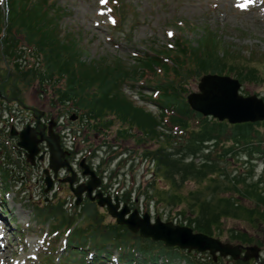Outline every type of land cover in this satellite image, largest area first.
<instances>
[{
    "label": "rangeland",
    "instance_id": "rangeland-1",
    "mask_svg": "<svg viewBox=\"0 0 264 264\" xmlns=\"http://www.w3.org/2000/svg\"><path fill=\"white\" fill-rule=\"evenodd\" d=\"M124 1L126 4L122 13H125V22L114 26L110 0H56V10H53L52 15L60 11L61 17L56 20L55 28L63 41L76 40L74 47L83 61L99 64L108 61L113 65L119 61L125 66H132L137 57L149 48L157 51L174 48L179 36L197 44L198 38L206 30L217 35L222 44L241 56V59L247 60L258 52H264V0ZM0 7L1 11L7 13L8 0H0ZM122 13L120 18H123ZM2 31L3 27L0 30L3 40L5 35ZM15 36L20 41L16 56L0 52V92L9 97V100L0 99V224L3 226V229L0 227V245L10 248L6 264H74L70 258L77 257V254L69 255V244L74 238L89 253L85 264H90L89 259L96 253L94 246L97 243L103 245L111 255L110 263L115 264L124 253L130 251L135 257L143 258L145 248L151 249V252L156 250L154 254L161 263L169 255L172 256L170 259L173 264H213L221 259L223 264H232L234 260L231 257L219 256L217 261H213L208 251L177 247L180 254L177 251L169 252L173 247L143 238L118 225L107 208L98 205L97 201H84L83 196L77 204L76 196L65 182L56 183L53 190L45 191L44 169L49 168V162L45 160L32 166L24 153H20L16 136L10 135L13 127L21 129L31 123L33 118L36 119L33 115L39 112H46L58 121L54 130L63 136V146L72 151L68 161L77 173L75 187L79 182L87 183L89 180V176L83 175L79 167L80 160L86 156L87 163L92 168L97 167V174L100 177L102 175L101 187L105 194L118 195L120 200L132 209L137 208L142 214L148 212L152 221L160 217L165 222L189 226L183 220L189 219L191 204L200 194L202 200L211 199L213 194L209 186L215 181L207 177L195 179L196 174L188 175L189 179L194 180L187 181L174 169L168 172L165 165L158 168L157 158L156 161L150 160V152H157L163 145L175 153L186 143L189 131L173 126L174 115L169 116L174 112L173 109L168 115L164 109L165 115L161 117L164 119L163 127L158 130H163L165 134L158 135L157 132L151 140V134L139 133L138 129L119 118L111 109L96 107L91 111L81 108L83 103H91V97L80 89L64 92L66 96H63L58 88L62 86L63 80V88L68 87L70 81L61 76L58 83H55L57 78L44 80V69H47L44 54L37 51L32 42L25 41L23 33ZM0 47L5 49L6 45ZM262 64L255 63L260 68ZM18 65L26 71L34 68L40 75L26 77V74H21L17 78ZM200 78H192L188 82L185 96L199 91ZM145 79L137 83L133 81L135 86L131 81L127 82L122 90L133 104L159 116L163 109L157 94L158 88L148 85ZM249 82L241 86V93L258 94L264 98V82ZM72 96L76 99H70ZM73 113L80 117L70 120ZM199 117H190L192 127L199 125ZM201 117L205 118L203 115ZM206 118L213 121L212 116ZM80 129L88 131L85 140ZM252 129L264 137L263 122L254 124ZM211 143L208 144L209 148L213 153L217 152ZM259 146L253 154L256 159L253 174L255 179L260 177L264 180V139L260 140ZM244 150L237 148V151L224 157L223 162L219 161V166L232 172V175L246 171L245 162L250 156ZM3 171L7 179H4ZM59 174L60 178H64L68 173L62 169ZM223 191H219L220 196H225ZM126 192L129 195L125 198ZM233 197L238 199L239 195L233 194ZM245 206L251 207V204ZM240 232L252 237L250 244L260 247V259L264 264V224H252L231 217L223 219L222 227L216 233L224 241L238 243L236 237ZM5 262L1 260L0 264Z\"/></svg>",
    "mask_w": 264,
    "mask_h": 264
},
{
    "label": "trees",
    "instance_id": "trees-1",
    "mask_svg": "<svg viewBox=\"0 0 264 264\" xmlns=\"http://www.w3.org/2000/svg\"><path fill=\"white\" fill-rule=\"evenodd\" d=\"M125 4L124 0L113 4L116 14L119 15L118 25H123L125 22V13H122L125 10ZM56 5V0H8L7 14L0 9V30L3 27L7 31L5 39L2 40L0 37V46L6 45L5 49L0 47L1 54L16 56L20 41L15 35L23 33L26 41L32 42L45 56L47 69H44L45 74L42 73L44 80L57 78L55 81L59 82L58 78L61 76L70 81L68 87L60 88L63 96H66L64 92L83 90L93 101L86 96L91 103H83L81 108L91 111H94L96 107L111 109L119 118L137 127L144 134L149 136L151 134V140L156 137L157 132L158 135L165 134L163 130H158L163 127L164 119L161 117L165 115L166 110L173 109L175 112L172 117L173 125L183 131H189L188 137L185 138L186 143L182 144V149H177L175 153L168 151L163 145L157 152H150L151 157L155 161L156 158L158 159V168L165 165L168 172L174 169L183 179H188L187 181L194 180V178H188V175L194 174L197 175L195 179L201 180L207 177L215 181L209 186L213 197L202 200L200 194L195 203L191 204L189 219L186 218L183 221H187V224L194 226L197 231L213 236L218 235L216 232L221 229L223 219L231 217L247 220L252 224L256 222L264 224V180L260 177L255 179L253 174L255 166L253 154L257 152L260 140L264 137L261 134L258 135L252 128L254 124L261 122L233 125L214 118H212L213 121H209L208 118H202L199 113H195L185 98L188 82L206 73L234 75L243 85L246 81L264 82V65L262 64L264 52H258V55L250 56L247 60L241 59V56L224 46L217 35L206 30L198 38L197 44L184 36H179L173 49L157 51L149 48L150 50L137 57L132 66H125L119 61L113 65L108 61L102 64L85 62L78 56L77 49L74 47L76 40L68 39L65 42L60 38L55 26L61 13L56 11L57 13L52 15ZM121 13L123 18H120ZM255 63H261L262 67ZM20 68V66L17 67V78L21 74H26V77L40 75L34 68L27 71ZM149 76H151L150 79H145ZM142 79H145L148 85H155L158 88L161 109H163L159 116L133 104L130 97L126 96L122 90L125 83L131 81L134 85L133 81L137 83ZM70 99L75 100L76 97L72 96ZM76 105L79 106V103ZM192 115L194 118L200 116L201 119H198L199 125L195 128L189 122ZM210 142H212L211 145H215L217 152L213 153L209 148ZM237 148H244L250 158L245 162L246 171L232 175V172L220 167L218 163L223 162L228 154L237 151ZM158 154L160 158L157 157ZM219 191H223L225 196H220ZM233 194L239 195L238 199L234 198ZM246 204H251V207H246ZM240 233H237L236 237L239 242L252 243V237ZM102 246L98 243L94 246L96 255L92 263L108 260L101 257L107 253ZM143 251L145 253L143 259L131 254L123 255V259L128 264L159 262L154 252L151 254L150 250L143 249ZM172 251L174 249L169 252ZM69 252V255L77 254V257L70 258V262L85 264L87 252L76 240L70 242ZM107 256H109L108 253ZM170 258L172 256L168 255L167 260L162 264H173ZM213 264H223V261L221 259ZM232 264L263 263L251 260L236 261Z\"/></svg>",
    "mask_w": 264,
    "mask_h": 264
},
{
    "label": "water",
    "instance_id": "water-1",
    "mask_svg": "<svg viewBox=\"0 0 264 264\" xmlns=\"http://www.w3.org/2000/svg\"><path fill=\"white\" fill-rule=\"evenodd\" d=\"M241 83L238 79L230 76H221L211 74L205 76L199 88L201 92H193L188 95V101L192 108L202 112L205 115H213L221 121L229 119L231 123L254 122L264 120V100L257 95L243 96L239 93ZM74 119V116H72ZM32 127H26L21 133L19 145L24 147L28 153L27 156L32 163L36 162V155L40 148L37 138ZM16 133L15 130L12 131ZM50 146V162L55 174L59 168L68 166V162H61V158L66 156V151L60 145L59 136L53 134V137H46ZM44 158L43 155L40 159ZM81 166L84 168V174L91 176V179L85 186L73 188V192L77 196V204L80 203L82 193L87 191L89 196L101 184V179L96 175L95 171L86 163L85 158L81 161ZM72 170L73 176L67 178L71 185L74 183L76 173ZM46 191L52 189L54 181L48 170L46 171ZM65 180V179H64ZM95 198L99 199V205L107 206L109 213L117 218L119 224H126L133 232H139L142 237H152L154 240H163L168 245L180 246L181 248H194L200 251L210 250L217 259V252L222 256L231 255L234 259L243 258L250 260L251 258H259L260 248L258 246L245 247L246 253L242 257L243 246L224 243L218 238H214L205 233H195L192 228L187 226L175 225L173 222H164L160 218L156 219L155 223L151 222L150 215L146 213L141 216L138 210L131 213L127 204L120 210L121 204L118 197L113 202L111 195H104L101 190ZM129 214V217L127 215Z\"/></svg>",
    "mask_w": 264,
    "mask_h": 264
},
{
    "label": "flooded vegetation",
    "instance_id": "flooded-vegetation-1",
    "mask_svg": "<svg viewBox=\"0 0 264 264\" xmlns=\"http://www.w3.org/2000/svg\"><path fill=\"white\" fill-rule=\"evenodd\" d=\"M41 114V116L43 117V125H42V127H47V134L50 132V129H51V126L53 127V128H55L56 129V127H57V124L56 123H54L53 121H52V119H48V115L46 114V112L44 113H40ZM34 117H38L39 116V113H38V115H33ZM35 122L37 123V120H35ZM53 132H57V133H59V135H60V132H58V131H55V130H53ZM87 130L84 132V134H85V136H87ZM60 137H61V143H62V136L60 135ZM62 145H63V143H62ZM64 147V146H63ZM41 148H42V151L43 152H46L47 153V148H46V143L45 142H42L41 143ZM65 148V147H64ZM66 149V148H65ZM69 154H72V151H70V150H68V154H67V158H69V160H70V158H71V155H69ZM69 156V157H68ZM62 161V160H61ZM63 162V161H62ZM94 167V166H93ZM97 168V167H96ZM96 168H94L95 170H96ZM75 180H77V176H76V178H75ZM84 181H82V182H79V183H82V184H84L83 183ZM68 184V183H67ZM69 188H70V184H69ZM103 189V188H102ZM85 199L87 200V202H89V201H91V202H94V201H97V199H91V198H88L86 195H85Z\"/></svg>",
    "mask_w": 264,
    "mask_h": 264
},
{
    "label": "bare ground",
    "instance_id": "bare-ground-1",
    "mask_svg": "<svg viewBox=\"0 0 264 264\" xmlns=\"http://www.w3.org/2000/svg\"><path fill=\"white\" fill-rule=\"evenodd\" d=\"M1 233L2 232H1V229H0V235H1ZM9 249L10 248H8V245L5 248L0 245V261L2 260L3 262H5L8 259ZM5 264H6V262H5Z\"/></svg>",
    "mask_w": 264,
    "mask_h": 264
}]
</instances>
